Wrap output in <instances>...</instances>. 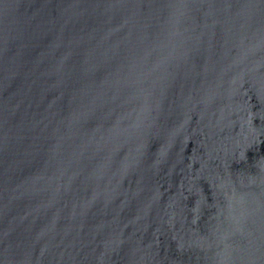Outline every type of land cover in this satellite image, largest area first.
Returning a JSON list of instances; mask_svg holds the SVG:
<instances>
[{
  "label": "water",
  "instance_id": "obj_1",
  "mask_svg": "<svg viewBox=\"0 0 264 264\" xmlns=\"http://www.w3.org/2000/svg\"><path fill=\"white\" fill-rule=\"evenodd\" d=\"M0 264H264V0H0Z\"/></svg>",
  "mask_w": 264,
  "mask_h": 264
}]
</instances>
